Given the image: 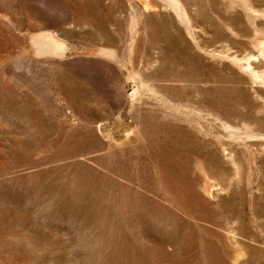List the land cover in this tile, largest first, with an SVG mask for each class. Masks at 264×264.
<instances>
[{
	"label": "rangeland",
	"instance_id": "1",
	"mask_svg": "<svg viewBox=\"0 0 264 264\" xmlns=\"http://www.w3.org/2000/svg\"><path fill=\"white\" fill-rule=\"evenodd\" d=\"M0 264H264V0H0Z\"/></svg>",
	"mask_w": 264,
	"mask_h": 264
},
{
	"label": "bare ground",
	"instance_id": "2",
	"mask_svg": "<svg viewBox=\"0 0 264 264\" xmlns=\"http://www.w3.org/2000/svg\"><path fill=\"white\" fill-rule=\"evenodd\" d=\"M145 5V4H144Z\"/></svg>",
	"mask_w": 264,
	"mask_h": 264
}]
</instances>
